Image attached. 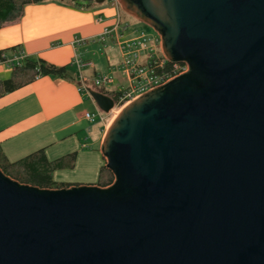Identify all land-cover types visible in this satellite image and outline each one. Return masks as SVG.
Listing matches in <instances>:
<instances>
[{
  "label": "water",
  "instance_id": "95a60500",
  "mask_svg": "<svg viewBox=\"0 0 264 264\" xmlns=\"http://www.w3.org/2000/svg\"><path fill=\"white\" fill-rule=\"evenodd\" d=\"M116 1L188 70L113 118L110 185L0 169V264H264V0Z\"/></svg>",
  "mask_w": 264,
  "mask_h": 264
},
{
  "label": "crops",
  "instance_id": "0c3cea01",
  "mask_svg": "<svg viewBox=\"0 0 264 264\" xmlns=\"http://www.w3.org/2000/svg\"><path fill=\"white\" fill-rule=\"evenodd\" d=\"M121 12L114 0L93 2L87 8L48 1L25 5L17 20L0 27V50L16 48L14 52L3 53L8 58L22 53L24 58H40L57 66L72 67L65 77L39 76L0 96V147L9 160L42 148L50 161L75 152L74 168L56 170L54 180L71 185H96L99 169L105 164L100 152L101 142L113 117L109 118V113L102 111L105 114L95 116L94 121L86 119L85 113L94 109L92 113H96L98 107L90 95L78 89L74 55L79 54L84 62L82 74L88 89L99 91L104 87L112 91L107 95L115 101V92L126 86H110L119 79L115 72H119L117 67L121 60L114 31L117 16L122 24L128 25L121 40L138 32L131 29L129 22H123ZM102 35L104 40L100 41ZM76 39H82V44L76 45ZM158 50L161 51L159 45L156 47L159 53ZM12 69L1 66L0 79L8 78ZM98 74L110 75L112 83L95 88L93 77Z\"/></svg>",
  "mask_w": 264,
  "mask_h": 264
},
{
  "label": "trees",
  "instance_id": "16d2710c",
  "mask_svg": "<svg viewBox=\"0 0 264 264\" xmlns=\"http://www.w3.org/2000/svg\"><path fill=\"white\" fill-rule=\"evenodd\" d=\"M48 1H62L76 8H87L94 2L93 0H0V27L6 22L17 20L22 15L25 5ZM8 50L14 52L16 48L0 50V56ZM167 65L169 66L170 63H167ZM67 70L66 65L57 66L40 58L25 57L20 65L11 70L8 78L0 79V96L30 83L37 75L65 77ZM99 91L106 95L112 94V91L109 92L104 87L100 88ZM75 160L76 153L72 152L50 161L42 148L11 161L0 147V169L2 172L20 183L40 188L58 189L69 187L70 183L55 181L53 174L56 170L73 168ZM113 180L112 172L105 167V164L102 165L98 172L96 185L106 187Z\"/></svg>",
  "mask_w": 264,
  "mask_h": 264
},
{
  "label": "built area",
  "instance_id": "2783aa9c",
  "mask_svg": "<svg viewBox=\"0 0 264 264\" xmlns=\"http://www.w3.org/2000/svg\"><path fill=\"white\" fill-rule=\"evenodd\" d=\"M114 4L119 6L117 1ZM128 28V25L122 24L117 16V23L114 27L115 38L121 51V60L117 67L123 77L126 78V86L120 88L116 93L114 111L116 107L121 109L124 105L150 90L151 88L160 86L169 80L185 73L188 66L185 63H177L168 61L162 52H156V47L160 46L159 36H149L147 33L140 31L135 36L123 39L122 33ZM107 33V32H105ZM100 41L104 40V35L99 37ZM76 45L82 44V39L75 40ZM24 56L22 53L15 56V58H8L6 55L0 56V67L14 68L20 65ZM167 63H170L168 66ZM74 64L77 67V78L79 81L78 89L89 96L88 87L86 86V77L82 74L84 66L83 60L79 54L74 55ZM37 75L35 78H38ZM113 79L110 75L98 74L93 77V83L96 86H104L112 83ZM95 116H100V112L85 113L88 121L92 122Z\"/></svg>",
  "mask_w": 264,
  "mask_h": 264
},
{
  "label": "rangeland",
  "instance_id": "374dc122",
  "mask_svg": "<svg viewBox=\"0 0 264 264\" xmlns=\"http://www.w3.org/2000/svg\"><path fill=\"white\" fill-rule=\"evenodd\" d=\"M122 13V19H123V22L126 20V22H129L130 26H131V29H136L138 32L140 31H145V32H148V33H151V34H156V32L153 30V28H151L150 26H148L147 24L133 18L132 16H129L128 14L124 13L123 11L121 12ZM157 35V34H156ZM159 52H161L160 50H158ZM67 69L68 70H71L72 67L71 65L70 66H67ZM102 75H105V74H102ZM115 75L118 76L119 79H117V83L115 82L114 84L110 85L112 87H116L117 85H126V79L124 77L121 76V74L119 72H115ZM95 88H99L98 86H94ZM95 110V109H94ZM94 110L92 112H94ZM97 111H99L101 114H105L103 113L99 108L97 109ZM120 111L119 107H116L114 111L112 112H109V118H114L117 113ZM96 112V111H95ZM112 118V120H113ZM74 168V167H73ZM71 168V169H73ZM71 169H65V170H71ZM73 175H77L79 176L80 174H76L74 172H72ZM72 175V176H73Z\"/></svg>",
  "mask_w": 264,
  "mask_h": 264
}]
</instances>
